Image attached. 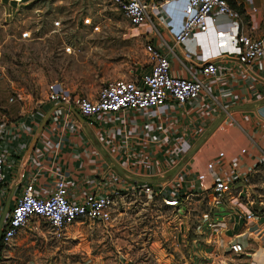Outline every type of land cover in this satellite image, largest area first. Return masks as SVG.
I'll list each match as a JSON object with an SVG mask.
<instances>
[{
	"label": "rangeland",
	"instance_id": "obj_1",
	"mask_svg": "<svg viewBox=\"0 0 264 264\" xmlns=\"http://www.w3.org/2000/svg\"><path fill=\"white\" fill-rule=\"evenodd\" d=\"M144 45L142 29L110 0H0V119L30 113L50 81L88 95L110 78L136 76L150 64ZM244 186L239 196L203 190L175 205L128 193L111 220H76L62 237L35 220L3 244L0 264H218L214 230L238 220L229 218L233 207L249 201L264 211V164ZM251 246L228 252L225 264H262L264 249L253 252L256 261L246 255Z\"/></svg>",
	"mask_w": 264,
	"mask_h": 264
},
{
	"label": "built area",
	"instance_id": "obj_2",
	"mask_svg": "<svg viewBox=\"0 0 264 264\" xmlns=\"http://www.w3.org/2000/svg\"><path fill=\"white\" fill-rule=\"evenodd\" d=\"M110 1L132 26L142 29L144 49L150 61L148 70L128 79L110 78L103 82L94 94L88 95L71 90L62 82L50 81L46 85L44 99L30 112V119L16 121L0 119V189L4 182L8 157L19 156V149L26 135L24 131H27L25 128L35 123L36 119L41 121L44 117L55 129L56 126H60V134L67 130L75 134V142L85 141V126L112 127L116 134L112 143L117 140L124 149L127 164L141 165V170L139 167L132 170L114 165L105 168L102 162L97 161L93 165L95 173L91 175L92 180L87 190L76 196L70 186L72 183L69 184L68 177L62 172L56 171V178L52 184L38 188L37 174L32 171L27 173V162L22 158L18 172L22 178V188L9 206L4 220L1 231L3 244H8L16 238L35 220H43L49 224L56 237H62L67 226L79 219L106 223L112 218L115 204L128 193L156 195L165 202L175 205L183 196L200 192L198 184L203 174L198 169L196 170L199 172L196 171L195 175L178 177L175 174L166 179L158 178V173L163 167L167 169L176 165L193 146L195 140L180 137L173 127L160 128L156 118L168 108L176 109L188 101H194L201 94L204 82L220 73L222 67L215 60H204L200 63L198 75H178L170 72V55L175 53L177 46L195 33L207 32L218 15L225 14L233 26L227 36L230 48L225 50L233 57L228 58L234 59L245 71H249L256 60L264 57V35L254 36L242 31L238 21L240 12L233 8L228 0H184L180 26L174 33L172 43L164 41V50H161L150 37L159 34L160 20L154 12L157 8L178 0ZM252 2L253 0H247L255 10ZM71 107L84 118V123L78 119ZM132 118L139 121L141 126H147L143 133L139 134L128 128ZM55 119L59 121L57 124H54ZM108 139L109 136L106 137V140ZM160 141L168 144L163 155L157 149V143ZM39 147L40 153L49 152L46 145ZM89 147L90 145L85 143L88 152ZM259 161L264 163V155ZM146 166L151 169L147 176L142 174L144 172L142 168ZM247 176L246 173L233 172L228 178L209 180L206 188L216 194L233 191L239 196L245 189ZM2 207L0 202V209ZM233 209L235 213H230L229 218L232 214L238 220L231 222L230 226H221L214 230L216 257L221 255L224 258L223 262L218 260V264H225L228 252H239L244 240L253 238L256 242L264 244V211L249 201L244 208ZM238 225L243 226V229L238 231ZM241 236L244 237L242 242L237 240ZM121 263L131 262L124 258Z\"/></svg>",
	"mask_w": 264,
	"mask_h": 264
},
{
	"label": "crops",
	"instance_id": "obj_3",
	"mask_svg": "<svg viewBox=\"0 0 264 264\" xmlns=\"http://www.w3.org/2000/svg\"><path fill=\"white\" fill-rule=\"evenodd\" d=\"M234 2L236 8H233L240 12L239 28L251 35L263 36L264 0H253L255 10L247 0ZM183 5L184 0H178L159 7L154 12L160 20L157 19L159 34L150 37L161 50L165 49V42L173 41L174 33L178 30L183 17ZM232 28L229 18L225 14H220L216 21L210 24L207 32L195 33L177 46L175 53L170 55V72L174 74L198 75L200 63L204 60H215L222 69L216 76L204 82L201 94L194 101H188L176 109L168 108L156 118L160 128L173 127L180 137L195 140L193 146L176 165L167 169L163 167L158 173L160 179L175 174L178 177L193 175L200 170L203 176L198 188L203 191L208 190L206 183L211 179L228 178L233 172L248 175L252 170L258 172L264 164L259 161L264 155V102L258 103V100L264 97V57L256 60L249 71H245L234 59L228 58L233 57L225 52L230 48L227 36ZM29 117L30 113H24L8 121L24 120ZM39 121L40 119H36L35 123L31 122L32 124L25 128L27 131H24L26 135L22 140L24 143L19 149V156L8 157L5 178L0 189V202L3 207L9 195L11 206L22 188V178L18 175L22 158L26 159L27 173L32 171L37 174L38 188L52 184L56 178V171L62 172L68 177L69 184L72 183L70 186L76 196L87 190L92 180L91 175L95 173L93 165L97 161L102 162L105 168L114 165L132 170L139 167L141 170V165L127 164L124 149L117 140L112 143L116 137L112 127L85 126V141L75 142V134L68 130L60 134V126H56L55 129L50 122L45 121L35 142L31 144L42 120ZM58 122V119L54 120V124ZM146 127L141 126L135 119L128 124V128L139 134L143 133ZM5 136L7 137V134ZM107 136L110 139L106 140ZM85 143L90 145L89 152L85 148ZM43 144L48 147L49 152L40 153L39 146ZM140 145L142 147V144ZM167 148L168 144L163 141L157 143V149L162 155ZM142 170L144 171L142 174L147 176L151 169L146 166ZM245 204L241 202L236 208H244ZM3 207L0 209V217ZM243 239L241 236L237 240L242 242ZM242 244L240 251L252 244L251 251L246 252V255L249 259L257 261L258 257L253 252L264 249V244L256 242L253 238L244 240ZM255 244L258 246L254 247ZM153 248L157 256V237ZM259 263L261 264L260 260Z\"/></svg>",
	"mask_w": 264,
	"mask_h": 264
},
{
	"label": "water",
	"instance_id": "obj_4",
	"mask_svg": "<svg viewBox=\"0 0 264 264\" xmlns=\"http://www.w3.org/2000/svg\"><path fill=\"white\" fill-rule=\"evenodd\" d=\"M264 102V97L261 98L260 100H258V103H263ZM71 109L74 111V113L76 114V116L78 117V119L84 123V118L73 108L71 107ZM46 121V117H44L42 119V121L40 122L37 130H36V133L34 134L33 138H32V141H31V144H33L37 138V135H38V132L41 130L43 124L45 123ZM10 198H11V195H9L4 203V207H3V210H2V213H1V217H0V249H1V231H2V226H3V223H4V220L6 218V215H7V212L9 211V201H10Z\"/></svg>",
	"mask_w": 264,
	"mask_h": 264
},
{
	"label": "trees",
	"instance_id": "obj_5",
	"mask_svg": "<svg viewBox=\"0 0 264 264\" xmlns=\"http://www.w3.org/2000/svg\"><path fill=\"white\" fill-rule=\"evenodd\" d=\"M229 4L232 6V7H235L236 8V4L234 2V0H228ZM1 247H3V242L1 241Z\"/></svg>",
	"mask_w": 264,
	"mask_h": 264
}]
</instances>
